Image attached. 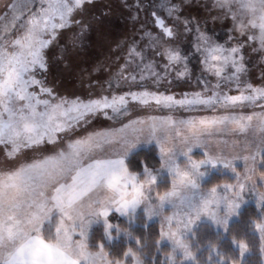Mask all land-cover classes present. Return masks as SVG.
<instances>
[{
	"label": "snow or ice",
	"instance_id": "1",
	"mask_svg": "<svg viewBox=\"0 0 264 264\" xmlns=\"http://www.w3.org/2000/svg\"><path fill=\"white\" fill-rule=\"evenodd\" d=\"M0 264H264V0H0Z\"/></svg>",
	"mask_w": 264,
	"mask_h": 264
}]
</instances>
